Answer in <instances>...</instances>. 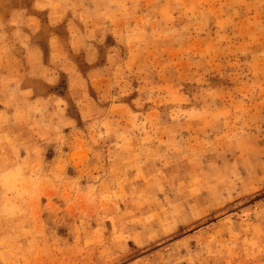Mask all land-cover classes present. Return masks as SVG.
<instances>
[{
	"label": "rangeland",
	"instance_id": "obj_1",
	"mask_svg": "<svg viewBox=\"0 0 264 264\" xmlns=\"http://www.w3.org/2000/svg\"><path fill=\"white\" fill-rule=\"evenodd\" d=\"M0 264H264V0H0Z\"/></svg>",
	"mask_w": 264,
	"mask_h": 264
}]
</instances>
